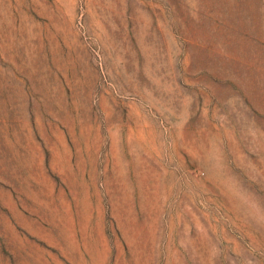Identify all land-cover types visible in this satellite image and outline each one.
I'll return each instance as SVG.
<instances>
[{
	"label": "rangeland",
	"instance_id": "374dc122",
	"mask_svg": "<svg viewBox=\"0 0 264 264\" xmlns=\"http://www.w3.org/2000/svg\"><path fill=\"white\" fill-rule=\"evenodd\" d=\"M0 264H264V0H0Z\"/></svg>",
	"mask_w": 264,
	"mask_h": 264
}]
</instances>
